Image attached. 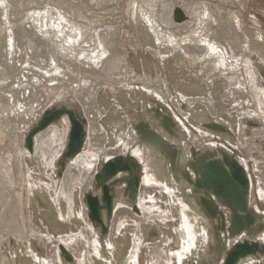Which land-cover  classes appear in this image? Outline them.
Instances as JSON below:
<instances>
[{
	"label": "bare ground",
	"instance_id": "6f19581e",
	"mask_svg": "<svg viewBox=\"0 0 264 264\" xmlns=\"http://www.w3.org/2000/svg\"><path fill=\"white\" fill-rule=\"evenodd\" d=\"M228 1L231 3L236 1L238 3H236V6L238 7L233 9L229 5L227 6L225 2ZM90 2L89 0L88 3ZM244 3L245 0H126L125 9L127 13L124 12L126 14L124 15L127 17L125 18V22L136 29V33L146 46L145 48L156 55L162 66H165L170 59H173L174 65L180 68L177 69L174 66L175 70H181L182 64L187 66V71H190V73L186 74L187 71L184 70L179 75L178 71L176 74L181 76L182 80H179L177 76V83L180 85L186 81L183 84L193 87L192 89L195 88V91L198 90L200 94L186 97V94L183 95V93H186L183 87H180L181 90L179 89L180 95H174L175 93L172 91L170 81L167 80V76H163L158 64L155 65V75L148 72L134 75L130 73L131 68L125 60V52L119 47L123 44L118 41V32L121 30L119 24L121 23H105L106 25H102L101 19L103 15H98V12L96 13L98 10H95V13H93L84 4L89 14L84 15L85 21L82 18V21H80L75 17L79 10H76V13L74 12L75 15L72 13L74 15L72 16L65 8L62 10L59 4L56 3H54L55 5H44L43 8L37 5L35 8L30 7V9H26L21 19L17 21L16 18L12 17L16 16L15 10L17 7L15 6L14 8L15 2L12 4L11 0H0V33L3 34L1 35L2 37L0 36L2 42V45L0 44V71L3 72H0V75L4 74L0 82L6 80L7 75L11 77V80L7 78V81L2 82L5 85H1L4 86L5 96L8 97L7 99H2L4 103L1 101V108L8 122H12L9 128H11L10 130L14 134L15 144L17 145L19 155L18 174H20L17 186L12 184V174L10 178L7 177L11 181V187L9 188L11 192H9L8 188L3 190L2 185L9 171L7 172L8 169L6 171L3 170L4 172L0 171V246L2 242L4 243L5 239H9L6 235L9 232L19 239L27 238V240H29L27 233L31 232V235H36L35 231L31 230L26 223L25 211H29L30 208L28 205L29 193L34 194V189L40 187L39 190L42 192L40 195L45 196L44 190L49 194V209L55 214L57 213L61 219H65L66 216L74 213L73 209L75 205L73 199L74 194L78 193L81 204L79 203L77 206L76 213L84 221V225L77 232L83 243L82 248H84L82 255L80 254L81 261L84 264H87L88 261L92 262L94 258L90 253L91 250L94 253L103 254L99 251L97 237L95 235L91 236L92 228L88 223L82 194H85L83 190H86L92 182L100 158H108L120 151L122 153L124 151L123 142L115 146L111 145L112 147L104 143L107 139V134L99 119L107 110L106 107L112 102L109 90L105 89L102 92L100 89L105 79H108L110 83L118 84V86L119 84L128 86L130 82L140 83V87L145 89L144 92L152 93L165 102H167V97L171 98L174 106L181 112L184 110L179 96L190 105L196 102L203 103V106L207 107L211 113H214L216 109L211 95V92L213 93L211 86L215 85L218 81L223 87L222 98L228 101V103L230 102V105H228L231 109L240 108V111L243 110L242 117L238 118L240 120L239 124H237L239 127H243V122L246 124L245 120L243 121V115L249 118H257L260 122H258L259 125L252 126L253 129H250L251 133L249 135H243V133L238 138L240 141L239 143L237 142L236 146L243 153L241 160L247 164L246 157L252 155V148H257V152L259 150L264 153V149L261 150L259 147L262 139H264V79L261 71L262 66H264V30L259 25L256 16L250 17L253 19V21L251 20L252 26L250 24L248 26L247 21L245 22ZM25 4L24 7L26 6ZM90 5L92 4L90 3ZM117 8H121L120 5ZM176 9H180L184 14V22H175L172 18L171 13L175 12ZM114 12L116 11L114 10ZM129 34L131 33L129 32ZM21 38H24V40ZM21 40L23 47L20 45ZM43 48L47 49L48 54H44L45 59L42 58L43 62L40 60V63L31 56L34 55L33 50L36 51V54L38 52L37 56H40V51ZM74 69L81 70L83 74L79 75L78 78L77 76L74 77L72 72ZM76 78L79 80V83L74 82ZM44 87L48 90V93L51 91L53 95L55 94L62 98L65 97L68 91L74 92L73 98L82 103L83 112L86 114L87 124L85 125V130L87 132L84 138V145L80 149L81 151L78 150L79 152L77 151V154L71 158L72 161L69 159L66 170H63L64 173H62L63 176L60 182H57L53 178L51 171L57 164V158L66 144L70 128V119L66 113L61 114L58 118V123L50 124L33 134V155L37 161L39 171L36 172L25 160L26 156L28 155L29 157L30 153H27V149L23 147V139H25L23 137V135L25 136L24 131L30 123L40 117L43 110L51 103L46 91L44 93L41 91V88ZM116 88L119 89L118 94L111 93L115 99H121L122 96L125 97L127 95L121 86ZM124 88L132 89L130 87ZM0 90H2L1 87ZM98 100L101 101L102 105H98ZM229 114H232V112H229ZM1 119L0 121L4 122L0 124L5 123L6 119ZM14 120H17L16 125H14ZM0 128V141H3L9 135V130L5 132L2 126ZM187 130L189 135L192 136V131L188 128ZM11 131L9 132L12 133ZM146 134L150 139V144L141 151H138L136 148V151H134L135 155L138 154L142 160H150L153 153L159 151L156 148L160 146L161 148H167V142H169L160 135H154L150 132ZM203 135L202 138L198 135H193L190 138L191 142L186 140L184 142L186 151L189 152L191 150L190 146L192 144L195 147H199L205 141L210 140L209 133L203 132ZM118 139L120 138L118 137ZM257 140H259V144L256 143ZM123 141L126 140L124 139ZM253 156L257 157L255 154ZM218 162L215 160L211 163H213V167L221 169L222 166H218ZM2 164V161H0V167ZM200 165H202V162ZM154 171L157 173L158 168L155 167ZM256 171V174H260L262 176L261 179H264V173H262L261 169H257ZM40 173L47 175L49 178L46 179ZM148 173L144 175L141 186L139 185L137 205L140 206V214L133 213L131 209L122 204L121 207L114 211V218L116 220L115 222H111L109 237L111 238L112 235L119 232L121 224L118 222L122 217H116L117 214L119 212L129 213L132 220L128 222L131 224H127V229L131 230L133 241L131 239V249L124 264H135L136 261L134 260L135 258L137 259V245H135V241L139 244L137 239L139 237H136L137 235L133 231L138 226V222L139 224L142 221L154 222L157 219L160 224L166 225L167 221H174L172 229L175 234L173 242L176 244V248L170 247V237L167 234L162 236L158 242L151 243L149 247L153 257L150 260V264H153L155 260L156 264H175L181 261L183 256L187 255L190 251L195 252L192 246L198 243L200 239L199 233H202L204 230L205 220L199 212L200 209L197 206L199 202L196 197L191 198L197 203V207L190 206L188 201L185 202L182 197L180 198L175 193L173 194L170 186L168 187L162 185L164 183L154 181L155 174ZM258 180L260 184V179ZM7 191L9 193L6 194ZM156 191L159 192L156 194ZM25 192L28 194L27 199L24 196ZM122 194V190H119L118 195L123 197ZM164 194H166L164 201L168 202L166 205L163 203L165 207H161L159 203L157 204V199L159 197L163 198ZM255 194L253 193L252 196H249L252 203H255ZM258 195L264 198V187L261 184L259 185ZM175 202L177 203L175 204ZM120 203L122 202L120 201ZM120 203L119 205H121ZM102 212L104 213V210ZM192 214H195V218L197 217L204 221L201 222L202 226H200L199 222L193 220ZM102 216L104 215L102 214ZM117 220L119 221L117 222ZM4 228L7 229V232L5 235H2V232L5 231ZM70 235L67 234V237L55 238L48 233L38 234V239L42 238L44 241L49 240L52 242L51 251L46 254L41 264H61L59 262L60 257L58 260V246L56 242L58 239L69 240V238H72ZM261 238L263 239L264 236ZM109 242L114 245L115 240H109ZM45 246H48V244ZM210 248L215 255H219L221 252L214 245H211ZM223 254L222 257L224 256ZM30 256L36 259L32 253ZM0 257V264H10V258L6 256L5 258L1 255Z\"/></svg>",
	"mask_w": 264,
	"mask_h": 264
},
{
	"label": "rangeland",
	"instance_id": "374dc122",
	"mask_svg": "<svg viewBox=\"0 0 264 264\" xmlns=\"http://www.w3.org/2000/svg\"><path fill=\"white\" fill-rule=\"evenodd\" d=\"M90 1H91L90 3L92 5H90V3H88L89 0H80V1L79 0H29V1L28 0H25V1L24 0H11L12 4H14V2H15L14 8H15V6L17 7V9L15 10L16 16H12V17L14 19L16 18L18 21L21 19L24 12L26 11V9L28 10V8L30 9V7L35 8L38 5V7L43 8L44 5L45 6H47L48 4L49 5L50 4L55 5L54 3L59 4V6L62 10L65 8V10L68 11L69 14H71L72 16H74L75 13L79 10L76 13L77 16L75 15V17L77 20H80V21H82L81 18L83 19V21H85L84 15L89 14L88 11H86V9H87L86 6H88L90 11L92 10L91 12H93V13H95V10H98V11H96V13L98 12V15H100V16L103 15L102 19H101L102 25L112 24V23L113 24L121 23V24H119V27L121 30L118 32V38H119L118 41H119V43H123V44H122V46H119V47H120V49H123L125 52L124 53L125 60L128 63V66L131 68L130 73H132L134 75L137 73L148 72L149 74L155 75V73H156L155 65L158 64V67L160 66V68L162 70L161 73H163V76L164 77L167 76V80L170 81L172 91L175 93L174 95H176V94L180 95L181 94L179 92L180 87H183V89L185 88L184 92H186V93H183V92L182 93H183V95L186 94L185 95L186 97L197 96L198 94H200L198 92V90L195 91V88L192 89L193 87L183 84V83H186V81L182 82L180 85H179V83H177L178 79L179 80L181 79L180 78L181 76H178L176 73H178V71H179V75H180V73L182 74V72H184V70L187 71L188 68L186 65H184V64L181 65V68L183 70L182 69L181 70H175L176 68L177 69H180V68H178V66L174 65L175 63L173 62L174 61L173 59H170L169 62H167L165 64V66H162L161 63L159 62V60L157 59L156 55L153 52H151L149 49L145 48L146 46L144 45L143 40L141 38H139L138 34L136 33V29L132 28L130 25L127 24V22H125V20H126L125 18L127 17V16H125L126 14L124 13V12H126V9H125L126 8V0H120V1L119 0H106V1L105 0H103V1L102 0H93L94 3L92 2V0H90ZM221 1H223V0H221ZM22 2H24V3L22 4ZM82 2H83V4H82ZM101 2H103V3H101ZM114 3H116V4H114ZM236 3H237L236 1L234 3H231L229 1L225 2V4L227 6L229 5V7L233 8V9H236V7H238V6H236L238 3L237 4ZM24 4L26 5L25 7H24ZM84 4L86 6H84ZM110 4H111L112 8L110 7ZM113 4H114V6H113ZM244 4H245L244 5L245 11H243V12H244V16H246L245 22L247 21L248 26H249V24H250V26H252L251 20L253 21V19H251L250 17L256 16V18H258L259 25L264 30V0H245ZM39 5H41V6H39ZM119 5L121 8L118 9L117 7H119ZM74 8H76V9H74ZM108 8L109 9L111 8L112 11H111V9L109 10ZM83 10H85V11H83ZM114 10L116 12H114ZM103 11H105V12H103ZM121 11H123V12H121ZM85 12H86V14H85ZM106 12H108V13H106ZM81 13H82V15H81ZM120 13H121V15H120ZM171 14H172V18L174 19L175 22H179V23L184 22V18H176V15L174 12H172ZM19 15H20V18H19ZM17 16H18V18H17ZM79 16H80V18H79ZM117 16H119V17H117ZM103 18H104V20H103ZM113 21H115V22H113ZM0 26H1V24H0ZM129 32L131 34H129ZM1 35H3V34L0 33V36ZM121 37H122V39H121ZM132 37H133V39H132ZM21 39L24 40V38H21ZM22 40H21L20 45L23 47ZM0 44L2 45L1 40H0ZM138 48H139V51H138ZM41 51H42V53H41ZM41 51H40V56H37L38 52L36 54V51H34V50H33V54L36 56L31 54L32 55L31 57H33V59L39 61L40 63L43 60L42 58L45 59L44 54L45 53L48 54V51L46 48L41 49ZM47 57H48V55H47ZM145 62H146V64H145ZM256 62H258V60H256ZM131 70H132V72H131ZM261 71H262V77L264 79V66H262ZM72 72H73V76L74 77L77 76V78L79 77V75L83 74V72L81 70H75L74 69V70H72ZM168 72H169V74H168ZM1 73H3V72H1ZM188 73H190V71L186 72V74H188ZM3 75L4 74L0 75V79L3 77ZM177 76L179 78L176 80ZM7 78L10 79L11 78L10 75H7ZM7 78L4 81H7ZM77 78L75 80L74 79L73 80H74V82L79 83V80H77ZM4 81H2V82H4ZM2 82H0V87L2 89V90H0V118L6 119L7 117H6L5 113L3 114V112H2L1 101H2V99L4 100L5 98L7 99L8 97L5 96V88H4V86H1V85H5V84H3ZM103 82L104 83L100 87L101 91L104 92L105 89L109 90L110 98L112 99V102H110V104L106 107L107 110L105 111V113H103V115L99 119V122L104 126V128L106 130V134H107V139L104 143H106L108 146H111V145L115 146V145H118V143L123 142L124 151H123V153L120 151L119 153L111 155L108 158L100 156L101 158H100V161L98 162L97 167H99V165L106 159L112 158L115 155H120V154L124 155L126 153L132 154L134 156V159H136L138 161L140 166L136 167L135 169H133L131 171H128V170L119 171L116 174H114L113 176H111L110 179L107 181V183H109L111 186H113L112 192H113V197H114V199H113L114 206H113L112 214H110V216L106 217L105 219L103 218V226H101V224H98V223L95 224L89 218V216L87 214L88 208H87L85 200H84V193L82 194L83 203H84V206L86 207L85 210H86V215L88 218V223L92 228V233L90 232L91 236L95 235L97 237V243L99 244L98 245L99 251H101L103 253L101 255L100 253H97V252L94 253L91 250L90 253L94 259L92 260V262L88 261L87 264H120V263L124 264V261L128 255L129 250L131 249V245H132V241H133V234H131V232H130L131 230L129 231V229H127L128 228L127 224H131L128 222L130 220H132V218H131V216H129V213L127 214V213L119 212L117 214L116 217H118V216L122 217L120 221L117 220V222L119 221L118 223H120L121 225H120L119 232H117L111 236L112 239L109 237V234H110L109 231L111 230L110 228H111V224H112L111 222L112 221L115 222L116 219L114 218V211H116L117 208L121 207L122 204L124 206L128 207L129 209H131L133 213L140 214L141 209L139 208L140 206L137 205L138 204L137 202H138V194H139V185L141 186L142 179H143L144 175L148 172L155 174V176H154L155 180L154 181L164 183L162 185H166L168 187L170 186L172 191H173V194L175 193L176 195H178V197H180V198L182 197V199H184L183 201H185V202L188 201V204H190V206H196L197 203L194 202V200H192V198H191V197H196L197 201L199 202V204H197V206H199L198 208L200 209L199 212L201 213L203 219L205 220V222H204L203 220H200L197 217L195 218V216H194L195 214L191 215V217H193V220L195 222L200 223V226H202L201 222H204L205 226L203 227L204 228V230L202 232L203 234L201 232L199 233L200 239L198 240V243L195 246H192V249H195V252L193 253L192 251H190L189 253H187V255L183 256L181 261H179V262L175 261L176 262L175 264H223V262H222L223 261L222 260L223 259V257H222L223 248H222L220 254L218 255L219 256V259H218L210 247H211V245H214L215 247H217V246L219 247L220 245H224L225 242H226V245L224 248H227V246L230 245L231 237L230 236L226 237L228 235V231H227L228 221L226 219V216L228 215L229 212L224 206L218 204L217 201H215L213 199V196L211 194L206 195V193L204 191H200V190H203L204 188L198 187L201 189L196 190L195 187H197V185L192 184L189 181H187L186 180L187 176L186 177L183 176L184 175L183 171L186 172V169H187V171H188L187 175L189 178H191L190 180L194 181V179L196 177L195 175H193V172L187 166H185V162H186L185 160L191 158V154H192L193 150H194L193 156H196V157H198L202 153H209L207 156V159H210L213 161L219 160V162H221L227 156L232 155V156H235V158L239 161V163L242 162L241 165H244V169H245L246 174L248 175V178H249V188H248L249 194L247 196V200L249 203V209L253 213V216H254L251 225L253 227L262 226V228L259 231L260 234L259 233H258L259 235L256 234V236L254 238L258 239V241H260V243L264 244V241H263L264 238L263 239L261 238L264 236V230H263V228H264V198L260 197L258 195L259 185L261 184L264 187V183H263L264 179H261L262 176L260 174H258V175L256 174L257 169L258 170L261 169L262 173H264V165H263L264 160H262V161L260 160V159H264V153L259 151V150L257 152V148H252L251 149L252 155L246 157L247 158V164H246L244 161L241 160V155L243 153L236 146L237 142L239 143V141H240L238 138L241 137V134L244 133L243 135H245V134L249 135L251 133V130L253 129L252 126L259 125V123H260L259 120L257 118H251V117L249 118L246 115L245 116L243 115V121L245 120L246 124H244V122L242 121L243 127H239L237 124H239V121H240L239 119L242 117L243 110L240 111L241 110L240 108H237L238 110L236 108L231 109V107L229 106L230 102L228 103V101H226L222 98L221 93H222L223 87H222V84L219 83L218 81H217L218 83L216 82L215 85L211 86V89H213L212 90L213 93L211 92V95H212L213 101L215 103V108H216L214 113H211L207 107L203 106V103H201V102H196L195 104L192 103L190 105V104L186 103L187 101L185 99H183L181 96H179L180 102L182 103V108L185 111V112L184 111L181 112L174 106V102L171 98L167 97V102H165V101L159 99L156 95H153L152 93L144 92L145 89L140 87V85H141L140 83L137 84V83H133V82L131 83L130 82V84L128 86H124L121 84H119V86H118V84L110 83V81L108 79H105ZM120 86H121V88H123L124 92L127 94L125 96L126 98L124 96H122L121 99L120 98L115 99L111 93L118 94L117 92H119V89H117L116 87H120ZM123 86L124 87H130L132 89L124 88ZM178 86H179V88H178ZM212 87H214V88H212ZM41 89H42L41 91L43 93L46 91V93L48 94L47 96H48V98H50V101H51V103L46 107V109L52 108L53 106L57 107V108L67 107V108L71 109L74 113L80 114V116L83 118L84 126L87 124L86 114H84L83 109H82V103L79 100H75L73 98L74 92L68 91V93L65 95V97L62 98V97L56 96L55 94L53 95V92H51V91H49V93H48V90H46L45 87L41 88ZM130 91H132V92H130ZM99 92H100V90H99ZM195 92H196V94H195ZM129 97H131L132 99ZM135 97H136V99H135ZM97 99H98V96H97ZM97 103H98V105L99 104L102 105L100 100H98ZM46 109H44V110H46ZM44 110H43V112H44ZM229 112L230 113L232 112V114H229ZM42 113H41V115H42ZM263 118H264V116H263ZM38 119L39 118H37L36 120H34V122H32V123H30V125H28L27 129H25V131H24L25 136L23 135V137H26V134L28 133L29 128L32 125H34ZM14 121H15L14 125H16L17 120H14ZM57 121H58V119L50 121L46 126H48L50 124H55V122H57ZM1 122H4V121H0V123ZM11 123H12L11 121L8 122V119H6L5 123L0 124V126H2L3 129H5L4 130L5 132H7L8 130L11 131L10 130L11 128H9L11 126L10 125ZM4 124H6L7 126ZM187 128L190 129V131H192V136L198 135L199 137L202 138L204 136L203 132L209 133L210 140L205 141L199 147H195L192 144V146H190L191 150L189 152H187L185 147H184V142L186 140L191 142L190 138L192 137L191 135H189ZM9 131H8L9 135H7L5 133L7 136L4 134V136H6L5 139L3 141H0V161H2V163H3L0 167V171H3V170L6 171L8 169L7 172L8 171L9 172L7 173V176H6L5 180L3 181L2 185L4 188L3 190H6L8 188L7 190L9 192H11L9 189L11 187V181L8 178H10V176L12 174V176H11V178L13 177L11 179V180H13L12 184L17 186L18 185L17 181H19L20 174H18L19 155L17 152L18 151L17 147H16L17 145L15 144V137L13 136L14 135L13 132L11 131L12 133H10ZM149 131H151L153 134L162 136L163 139H165V140H168L169 142H167V143L170 144V147L172 148V150L171 149L170 150H163L160 146V147L156 148L159 151L154 152L150 160H142L141 158H139L138 154L135 155L136 153L134 151H136V149H138V151L139 150L141 151L142 149H144L145 147H147L150 144V139L146 134V132H149ZM86 132L87 131L85 130V134H86ZM85 136H84V138H85ZM118 137L120 139H118ZM32 138H33V134H32ZM132 138H134V139H132ZM124 139L127 142L123 141ZM16 140H17V138H16ZM128 140H130V141L128 142ZM258 142H259V140H257L256 143H258ZM261 142H262L261 145L259 143L258 144H259L260 149L262 150V149H264V139H262ZM124 144H125V146H124ZM83 145H84V141H83L82 146ZM23 147L25 149H27V153H30L29 157H28V155L26 156V159H25L26 163L29 164V166L33 167L36 172L39 171L38 170L39 168L37 166V161L35 160V157L33 155V147L31 148V150L29 148H27L25 139H23ZM167 148H168V145H167ZM64 149H65V147L63 148L61 154L57 158V162H56L57 164L55 165V167L51 171L52 172L51 175L53 176V178H55V180H57V182H60V180L63 176L62 173H64V171L66 170V166L69 163V159L72 161L71 158L74 157V155L73 156H64L63 155ZM79 151H81V150H79ZM168 152H169V154H168ZM3 154H4V156H3ZM253 154H255L257 157H254ZM221 164H222V162H221ZM5 165H6V167H5ZM160 165H162L161 168H160ZM144 167H146V168H144ZM155 167L158 168V171H156L157 173H155V171H154ZM259 167H260V169H259ZM97 169L98 168H96V170ZM206 169L211 170L210 172H212V171L215 172V170H217L218 168L213 167V163H212V165H209L208 167H206ZM8 174H9V176H8ZM40 175L43 176L44 174L40 173ZM43 177H45L46 179L49 178L47 175H44ZM120 177H123L121 179L122 181L110 182V180H113V179L115 180V179L120 178ZM258 179H260V184H259ZM133 180H137L138 183L133 184ZM162 180H164V181H162ZM37 182H39V181H37ZM187 182H189V183H187ZM92 183H93V185H92ZM129 183H131V185L133 187L132 192L128 187ZM95 184H96V180L93 176L92 182L90 183L88 188H86V190H83V191L84 192L92 191L93 193H99L100 189H99V187L97 188L95 186ZM176 187H177V189H176ZM251 187H252V189H251ZM39 188L34 189L35 190L34 194L29 193V203L28 202L27 203H28L30 208H29V211H27V210L25 211L26 223L28 224V227L31 228V230L35 231L36 235H34V234L31 235V232H29V233H27L29 240H27V238H20L19 239L18 237L13 236V234L10 232L8 234H6L7 229L4 228L5 231L2 232L3 233L2 235L6 234L7 237H9V239H7V240L5 239L4 243L3 242L1 243V246H0V253L1 254L0 255L3 257L6 256L7 258H10V264H41L44 257L46 256V254L51 251L52 242L49 240L44 241V239H42V238L38 239L37 238L38 234L41 235V234L48 233V234L53 235V237H55V238H59V237L63 238L64 236L67 237V234H71L70 236H72V238H69V240L64 241L62 239H58V241L56 242V244L58 246V260L60 257L61 261L59 260V262L61 264H75V263L76 264H84L80 258V254L82 255V252L84 249V248H82L83 243L81 242L82 240L80 239L79 235H77V232L80 230L82 225H84V221L76 213L77 206L79 205V203L81 204V202H80L81 199L78 196V193L74 194L75 195L74 199H73V203L75 205L74 206L75 208L73 209L74 213L66 216V218H68V219L65 218L66 219L65 220V219H61L57 213L55 214L53 211H51L49 209V204H50L49 200H48L50 198L49 194L47 191L45 192V190L43 189L45 196L40 195V193H42V192H41V190H39ZM253 188H254V190H253ZM117 190L118 191L122 190V192H123L122 196L123 197L118 195ZM8 191L6 192V194L9 193ZM158 192L159 191H156V194ZM253 193L254 194L256 193L255 194V196H256L255 203H252L250 200L251 197H249V196H252ZM27 195H28L27 192H25L24 196L26 197V199L28 197ZM164 195L165 196L163 198L159 197L157 199V204L159 203L161 207H165L166 203L168 202V201L167 202L164 201L166 199V194H164ZM188 196H189V198H188ZM199 196L203 200L213 204V206L215 207V212L213 214L209 212V209L206 207L204 202L200 201ZM120 201L122 203H120ZM119 203L121 205H119ZM176 203L177 202H175V204ZM173 206L177 207L176 205H173ZM52 210H54V209H52ZM220 212L223 213V215H224L223 217L220 214ZM102 214L105 215V213H103V212H102ZM172 223L174 224V221L170 222V220H169L166 222V225H164L162 223L160 224V222L157 219L154 222H148V221L143 222L142 221L140 224L138 222V226H137L138 228L136 227L133 231L135 233V235H137L136 237H139V238H137L139 244H137V242L134 240L136 243V244L135 243L134 244L137 245V249H136L137 250V259L135 258V260H134V261H136L135 264H150V260L153 258L151 255L150 247H149L150 244L153 242L154 243L158 242L162 238V236H165L166 234H167V236L170 237V240H169L170 241V243H169L170 247L176 248V244L173 242V240L175 239V234H174L173 229H172V226H174V225H172ZM222 224L224 225V227L222 226ZM235 237L237 239H242V238L251 239L252 238V236L245 234V233H242V234L235 236ZM131 239H132V241H131ZM109 240L110 241L115 240L114 245H112L109 242ZM46 244H48V246H45ZM31 253L35 256L36 259L31 258V256H30ZM153 264H156V260L154 261ZM236 264H264V252L262 250H260V251L257 250L253 254H247L243 258L241 257V259Z\"/></svg>",
	"mask_w": 264,
	"mask_h": 264
},
{
	"label": "water",
	"instance_id": "95a60500",
	"mask_svg": "<svg viewBox=\"0 0 264 264\" xmlns=\"http://www.w3.org/2000/svg\"><path fill=\"white\" fill-rule=\"evenodd\" d=\"M174 13L176 18H184V14L180 9H176ZM62 113H66L70 119V128L63 155L73 156L78 150H80L85 136L83 118L80 114L74 113L67 107L57 108L54 106L44 110L37 122L29 128L25 137L26 145L29 149L32 147V134L45 127L50 121L57 120ZM149 132L152 133L151 131ZM162 149L172 150L169 143L168 148ZM193 154L194 150L192 151L191 158L185 160V166H187L196 177L194 181L190 180L191 178L187 175V169L186 172L183 171V176H187V181L197 185V187H195L196 190L201 189L198 187L204 188L200 191H204L206 195L211 194L213 199L217 201L218 204L224 206L229 212L226 216L228 221V235L226 237H231L230 245L227 246V248H224L226 245L225 242L224 245H220L219 247L217 246L219 250H222L221 247L223 248V264H236L241 257L243 258L247 254H253L257 250H262L264 252V244L254 238L262 227H253L251 225L254 216L249 209V203L247 200V196L249 194V178L243 165L239 163L235 156L230 155L221 161L223 165L221 162H218L219 160L216 161L218 162V166H222L221 169H217L215 172H210L211 170L209 171L206 169V167L212 165L211 162H213V160L207 159L209 153H202L198 157L193 156ZM201 162L202 165H200ZM138 166H140L138 161L134 159V156L130 153L115 155L112 158L104 160L99 165L94 178L96 180L95 186L97 188L99 187L100 192L93 193L92 191H87L84 194V200L88 208L87 214L95 224L98 223L103 226V218L105 219L106 217H109L113 211V186L107 183V181L111 176L119 171H131ZM205 170H208L209 172H206ZM122 178L123 177L115 180L113 179L110 180V182H120L122 181ZM134 183H138L137 180H133V184ZM128 187L132 192L133 187L131 183L128 184ZM200 201L204 202L210 213L213 214L215 212L213 204L203 200L202 198H200ZM102 210H104V216H102ZM220 214L222 217L224 216L222 212H220ZM222 226L224 227L223 224ZM242 233L252 236L253 239H237L235 237ZM216 257L219 259L218 255H216Z\"/></svg>",
	"mask_w": 264,
	"mask_h": 264
}]
</instances>
